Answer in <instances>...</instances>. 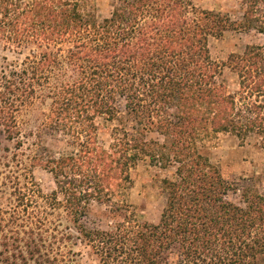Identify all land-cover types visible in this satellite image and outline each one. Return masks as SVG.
<instances>
[{"label": "trees", "instance_id": "trees-1", "mask_svg": "<svg viewBox=\"0 0 264 264\" xmlns=\"http://www.w3.org/2000/svg\"><path fill=\"white\" fill-rule=\"evenodd\" d=\"M83 2L0 0V36L31 48L20 64L3 58L0 128L17 139L18 113L43 99L48 130L67 139L65 151L43 147L32 158L56 188L18 190L25 253L14 258L80 264L74 246L83 242L99 264H264V196L246 192L245 207L227 201L230 184L206 149L219 134L264 142V45L229 57L235 92L218 80L209 50L210 37L229 30L264 35V0H241L239 20L188 0H116L99 21ZM99 119L116 123L108 147ZM144 157L175 167L156 224L126 201ZM95 203L117 219L107 229L83 223Z\"/></svg>", "mask_w": 264, "mask_h": 264}, {"label": "rangeland", "instance_id": "rangeland-1", "mask_svg": "<svg viewBox=\"0 0 264 264\" xmlns=\"http://www.w3.org/2000/svg\"><path fill=\"white\" fill-rule=\"evenodd\" d=\"M116 0H84V10L93 13L99 21L111 16L113 4ZM193 7L230 13L233 19L242 17L241 0H188ZM248 45H264V35L258 32H243L229 30L219 37H210L209 50L214 62L221 66V76L218 77L230 92L239 87V80L234 72L226 66L232 54H242ZM31 48L18 49L0 36V70L4 65L3 58L13 63H21L29 54ZM49 101L35 99L23 108L17 115L20 136L9 140L3 128H0V264H22L15 259L19 256L22 243L17 242L24 235L22 221L17 220L15 213L21 212L18 190L26 182L40 190L43 195H50L56 188L54 179L43 168L33 166L32 158L43 147L55 153L67 149V139L55 136L47 128ZM124 112V108H121ZM99 126V140L108 147L111 142V129L116 123L97 121ZM134 125L133 122L129 123ZM55 136V137H54ZM150 137H159L156 134ZM18 144H21L19 146ZM211 162L219 168L222 176L230 184L226 200L235 205L245 207L244 194H260L264 196V142L257 137H250L245 143L231 134H219L206 143ZM175 177V167L162 169L150 163L146 157L142 158L131 170L132 187L128 190L126 201L130 204V211L138 220L156 224L159 222L165 206V195L162 182ZM60 213L65 218L64 212ZM17 215V214H16ZM109 207L94 204L88 216L83 220L89 228L107 229L117 220L112 218ZM120 219V218H119ZM66 220V219H65ZM4 244V245H3ZM79 254L80 264H99L92 250L83 242L74 246ZM31 263V261H30Z\"/></svg>", "mask_w": 264, "mask_h": 264}]
</instances>
